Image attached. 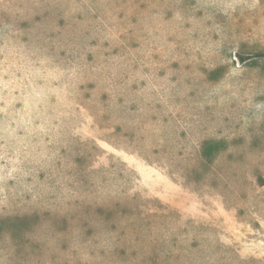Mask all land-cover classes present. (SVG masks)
<instances>
[{
	"label": "rangeland",
	"instance_id": "obj_1",
	"mask_svg": "<svg viewBox=\"0 0 264 264\" xmlns=\"http://www.w3.org/2000/svg\"><path fill=\"white\" fill-rule=\"evenodd\" d=\"M0 264H264V0H0Z\"/></svg>",
	"mask_w": 264,
	"mask_h": 264
}]
</instances>
